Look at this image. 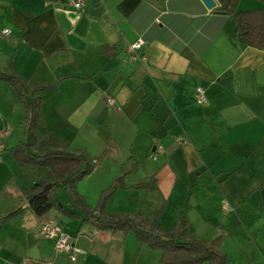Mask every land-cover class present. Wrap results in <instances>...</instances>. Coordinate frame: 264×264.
I'll use <instances>...</instances> for the list:
<instances>
[{
  "label": "crops",
  "instance_id": "obj_1",
  "mask_svg": "<svg viewBox=\"0 0 264 264\" xmlns=\"http://www.w3.org/2000/svg\"><path fill=\"white\" fill-rule=\"evenodd\" d=\"M213 1L209 9L202 0H85L77 10L70 0H0V72L53 86L30 93V103L42 101L38 125L29 132L25 106L0 81V264L161 259L160 250L142 245L132 231L85 222L68 192V201L60 202L73 218L54 209L35 215L26 200L35 179L11 154L31 142L29 134L33 144L46 140L92 159L94 171L77 192L94 215L129 216L172 235L194 222L217 233L225 225L241 226L243 246L251 248L241 259L264 264V48L245 46L234 18ZM238 8L260 10L264 3L241 0ZM140 40L144 46L133 60L128 48ZM198 88L206 105L197 103ZM158 147L164 152L155 160ZM134 157L144 165L128 175L127 185L154 180L151 190H118L99 210L94 198L129 171ZM96 179L92 206L85 184ZM180 203H189L197 218ZM17 209L19 215L1 224ZM51 222L61 225L77 251L58 253L56 241L40 235ZM217 235L206 242L220 251Z\"/></svg>",
  "mask_w": 264,
  "mask_h": 264
},
{
  "label": "trees",
  "instance_id": "obj_2",
  "mask_svg": "<svg viewBox=\"0 0 264 264\" xmlns=\"http://www.w3.org/2000/svg\"><path fill=\"white\" fill-rule=\"evenodd\" d=\"M241 0H220L219 11L225 15L232 16L235 20L237 34L243 44L254 49L264 48V9L254 11H240ZM264 3V0H260ZM108 47L102 48L104 55H111ZM0 81L7 82L15 90L19 102L25 106L27 111V122L29 132L37 127L40 120L37 107L42 98L36 97L33 103L29 102L30 93L37 94L43 89L53 86H37L25 82L17 73L7 75L0 72ZM34 136L29 134V141L21 142L11 150V154L18 165L25 167L35 179V183L28 189L26 200L28 206L38 217H42L51 210H57L64 215L73 218L74 213H69L63 208L62 203L54 196L59 190H67L75 203L76 209L84 213V221L94 223L98 228L111 231L134 232L137 240L153 250L161 251V259L158 264H227V257L220 251L214 249L207 242L191 239L183 240L181 234H159L153 228H146L129 216L108 217L103 214L94 215L89 211L85 199L77 192V184L90 176L94 171L92 159L85 153H74L68 149L52 148L48 141L36 142V151L32 144ZM52 144V143H51ZM55 144L53 143V146ZM133 162V161H132ZM128 166L129 171L115 179L112 185L103 191L98 200V209L103 210L108 199L118 190L145 189L150 191L148 182H140L134 186H128L126 179L130 173L144 165V160L132 163ZM35 175V177H34ZM52 185V189L44 193L45 187ZM21 210L8 213L1 224L19 215ZM140 214V213H139Z\"/></svg>",
  "mask_w": 264,
  "mask_h": 264
},
{
  "label": "rangeland",
  "instance_id": "obj_3",
  "mask_svg": "<svg viewBox=\"0 0 264 264\" xmlns=\"http://www.w3.org/2000/svg\"><path fill=\"white\" fill-rule=\"evenodd\" d=\"M34 144H35V142H34ZM34 144H32V145H34ZM54 144H57V142H54ZM56 146H60V145H56ZM32 149H33V151H36V149H37L36 145L34 147L32 146ZM132 161H133L132 163H135L139 160H137V158H135V160L133 159ZM34 177H35V175H34ZM128 182L131 183V182H133V180H128ZM85 185H88L86 187V190H85V192H87V194H88L87 195L88 196V202H89V204L94 206V203H91V202L93 200V196L96 195L97 188L100 186L98 183V180L97 179L91 180L88 182V184H85ZM82 188H83V185L81 186V190H82ZM107 189H108V187H107ZM83 191H84V189H83ZM66 193H67V190H59V192L54 194V196L59 201L64 202V201H68V199L66 197ZM100 195H98V197H95L94 200L98 202ZM189 201L191 202L192 205H196L195 199H192V200L187 199V201L185 203H187ZM185 203H180V204L182 206H184ZM173 205H174V203L171 204V206H173ZM185 205H187V208L189 210L188 215L194 216L195 218H197V211L194 212L193 210H191L189 203L185 204ZM147 209H148V207H147ZM183 209H185V208H183ZM190 212H194L195 214L191 215ZM223 212H224V210H223ZM187 213L188 212L183 213L182 216L186 217ZM179 217H181V214L179 215ZM193 221H195V220L193 219ZM227 226L228 225H225V227H223L221 232L218 231V233H217L216 230H211V231L210 230H199V229H197V222H194L191 229H189L188 226H186V227H182L183 229H181L179 232L181 234V237H183V238H186V239L187 238H195L194 236H196L198 240H202L205 242L208 241L209 239L213 238L214 234H218L216 236V240L214 242H219L218 244L220 245V247H219L220 252L223 253L224 255H226L227 264H257L255 262H253L252 260L247 261L246 258H245L246 261H243L241 259V256H242L241 252L248 248L247 245L245 248L243 246V240H244V237H246V236H245V232L243 231L241 226L238 228H235V229H232V228L228 229ZM248 249H251V248L249 247Z\"/></svg>",
  "mask_w": 264,
  "mask_h": 264
},
{
  "label": "built area",
  "instance_id": "obj_4",
  "mask_svg": "<svg viewBox=\"0 0 264 264\" xmlns=\"http://www.w3.org/2000/svg\"><path fill=\"white\" fill-rule=\"evenodd\" d=\"M71 4L74 6L75 9L81 10L85 6V0H70ZM4 34H9V31H4ZM144 46L143 41H137L136 43L129 46L128 50L132 55V59L136 60V52L140 50ZM196 100L199 105H206L207 104V98L205 95V91L202 88L197 89L196 93ZM108 104L113 105L112 100H108ZM164 152L162 147H158L155 149L156 155H154V159L156 160L158 154H162ZM223 210L227 211L229 209V203L224 202L223 204ZM40 235L43 237H46L51 240L56 241V251L58 253H69L70 250L77 251L74 246H71V243L69 241V236L64 233L61 225L55 222H51L48 224H45L40 229ZM74 259V258H73Z\"/></svg>",
  "mask_w": 264,
  "mask_h": 264
},
{
  "label": "water",
  "instance_id": "obj_5",
  "mask_svg": "<svg viewBox=\"0 0 264 264\" xmlns=\"http://www.w3.org/2000/svg\"><path fill=\"white\" fill-rule=\"evenodd\" d=\"M205 5L207 6V8L212 9L215 7V2L213 0H202ZM52 189V185H48L47 187H45L44 189V193L49 192ZM263 198H264V191H263Z\"/></svg>",
  "mask_w": 264,
  "mask_h": 264
}]
</instances>
